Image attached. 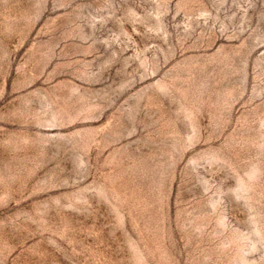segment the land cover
I'll list each match as a JSON object with an SVG mask.
<instances>
[{"label":"rangeland","instance_id":"obj_1","mask_svg":"<svg viewBox=\"0 0 264 264\" xmlns=\"http://www.w3.org/2000/svg\"><path fill=\"white\" fill-rule=\"evenodd\" d=\"M0 264H264V0H0Z\"/></svg>","mask_w":264,"mask_h":264}]
</instances>
